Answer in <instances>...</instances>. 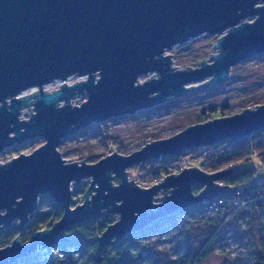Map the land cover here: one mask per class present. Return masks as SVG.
Segmentation results:
<instances>
[{"label":"water","instance_id":"obj_1","mask_svg":"<svg viewBox=\"0 0 264 264\" xmlns=\"http://www.w3.org/2000/svg\"><path fill=\"white\" fill-rule=\"evenodd\" d=\"M205 34L221 36L213 47L217 52L197 69L175 68L167 51ZM261 55L264 0H0V155L28 140H45L33 153L0 163V233L14 222L22 232L41 196L64 209L58 223L28 244L17 237L0 248V264H20L38 250L71 241L65 233L70 227L118 215L96 239L101 254L156 222L234 194L222 183L232 170L185 168L149 189L130 181L128 170L250 138L264 130V105L190 126L129 156L115 152L96 164L67 162L59 146L93 124L217 89L235 66ZM143 75L153 77L140 83ZM72 77L87 79L69 85ZM55 82L61 87L46 91ZM84 95L88 100L81 106L72 104ZM25 109L29 119H23ZM85 179L91 182L84 201L73 207L75 189ZM195 186L202 187L198 194ZM165 190L169 196L159 203Z\"/></svg>","mask_w":264,"mask_h":264},{"label":"rangeland","instance_id":"obj_2","mask_svg":"<svg viewBox=\"0 0 264 264\" xmlns=\"http://www.w3.org/2000/svg\"><path fill=\"white\" fill-rule=\"evenodd\" d=\"M254 20V17L248 19L249 22ZM220 37L205 34L168 50L167 54L174 56L175 68L197 69L204 59H209L210 55L217 52L213 47ZM152 77L153 75H143L140 83ZM86 79V77H72L68 84ZM61 85L62 82H55L47 89L52 92L59 89ZM87 100V95H84L75 98L72 104L81 106ZM223 105L230 107V113L226 117L264 105V55L235 66L231 71L230 79L217 89L205 88L193 95L172 99L165 104L139 111L131 116L112 118L104 123L93 124L75 136L66 138L59 146V151L63 159L67 162L71 160L73 163L86 160L88 164H96L115 152L129 156L142 150L151 142L174 137L190 126L201 124L198 121L200 111ZM30 114L29 109H25L23 118L29 119ZM44 144V139L36 138L15 145L0 155V163L6 164L21 154L29 155ZM207 155L203 152L200 158H205ZM183 159L190 162V168L201 169L205 165H199V158L190 160L183 157L180 160ZM141 165L130 168L128 172L130 181L136 182L144 189L161 183L170 175H180L173 174L168 169L167 175L153 176L150 171L152 167L144 168ZM250 166L256 170L258 182L264 183V168L255 159ZM208 167L206 165L203 169L207 173ZM236 169L239 167H234V170ZM90 182V179H85L80 187L75 189L73 207L83 203ZM115 184L118 185V182L115 181ZM194 193L198 192L194 191ZM167 196L169 192L163 191L158 197V202H163L165 198H161ZM47 197H40L39 209H49L48 202L44 203ZM239 199L240 197L233 198L231 201L237 203ZM244 204L241 209H233L232 213L236 212V215L232 218L230 216L229 219L213 214L207 215L204 212V209H207L204 202L187 209L185 214L165 221L158 232L147 231L149 233L143 240L147 246L141 250L142 258L137 264H186L188 256H197L204 250L209 253V257L202 264H254L264 249V212L262 216L260 213L258 215L254 212L251 203ZM235 208H239V204ZM116 219L118 220V215ZM217 220H220L219 225L216 223ZM13 227H17V222H14ZM63 252L52 248L49 252L50 258L40 256L37 262L47 263L49 260L54 261L55 264H70ZM75 256L76 259L79 257ZM57 259L60 260L59 263Z\"/></svg>","mask_w":264,"mask_h":264},{"label":"trees","instance_id":"obj_3","mask_svg":"<svg viewBox=\"0 0 264 264\" xmlns=\"http://www.w3.org/2000/svg\"><path fill=\"white\" fill-rule=\"evenodd\" d=\"M229 113L230 107L228 105L208 107L200 111L198 114V121L200 123H206L218 117H226ZM209 149L215 151L214 157H203L201 159L200 157H202L205 150L200 148L185 151L178 156L149 161L141 166L144 168L152 167L150 171L153 173V176L161 174L163 176L169 174L168 167L173 162L186 157L190 160L199 158V165L205 164V167L208 165L209 173L232 170L233 173L225 177L222 183L232 187L236 191L234 194L222 198L232 200L233 198L236 199L240 197L244 202L251 203L254 212L258 215L260 213L262 216L264 212V183L258 182L256 170L251 168L250 164L253 159H255L261 167L264 168V130L254 133L250 138L238 140L236 142H223L209 147ZM216 151L219 155H217ZM234 167H239V169L234 170ZM201 190V186L194 187L196 193H199ZM45 202H48L49 209L45 210L44 208H38V210L31 215L29 223L22 232H19L17 227H12L0 233V248L7 247L17 237L21 238L23 244L30 242L34 235L40 231L51 229L61 220L64 214L63 207L56 205L50 197H47L44 203ZM187 211L188 210H185L182 213L156 222L142 233L126 236L122 240L115 242L105 252L99 254V244L96 239L117 220L116 215H105L97 222L78 224L67 229L65 233L71 241L56 249L64 251L63 253L70 264H78L77 262H79V264H137L142 258L141 250L147 246L143 242L146 238V234L150 231L158 232L165 221L174 219L185 214ZM219 221L220 220H217V225L220 224ZM75 255L79 257L76 259ZM208 257L209 253L204 250L197 256H188L186 264H202ZM39 258V255H33L30 258L21 259L20 264H55L54 261L49 260L47 263H39L37 262ZM59 262L60 260L57 259V263ZM254 264H264V249L257 257Z\"/></svg>","mask_w":264,"mask_h":264},{"label":"built area","instance_id":"obj_4","mask_svg":"<svg viewBox=\"0 0 264 264\" xmlns=\"http://www.w3.org/2000/svg\"><path fill=\"white\" fill-rule=\"evenodd\" d=\"M49 86H51V85H49ZM204 150H205V153L208 154L207 155L208 157H214L215 156L214 151L209 149V147L204 148ZM207 156H205V158H207ZM185 168L186 169L190 168V162L187 160L184 161V159L183 160L179 159V160L173 162L168 167V169L170 171H172L173 174H181ZM201 169L203 170L204 166H202ZM244 203L245 202L244 201L242 202L241 199L237 200V203H235V201L227 200L226 198L221 197V198H217V199L205 202L207 209H204V212H206L207 215L213 214L215 216L218 215L219 217H223V218H229L231 216L230 218H232V216L236 215V212L233 214L232 210L233 209H241L245 205ZM237 204H239V208H235L237 206ZM50 251H51V249H42V250H38L34 255L45 256L47 258H50V255H49Z\"/></svg>","mask_w":264,"mask_h":264},{"label":"bare ground","instance_id":"obj_5","mask_svg":"<svg viewBox=\"0 0 264 264\" xmlns=\"http://www.w3.org/2000/svg\"><path fill=\"white\" fill-rule=\"evenodd\" d=\"M70 79H71V78H70ZM70 79H69V80H70ZM69 80H68V81H69ZM68 81H67V83H68ZM48 87H49V86H48ZM48 87H46V91H49V90L47 89Z\"/></svg>","mask_w":264,"mask_h":264}]
</instances>
